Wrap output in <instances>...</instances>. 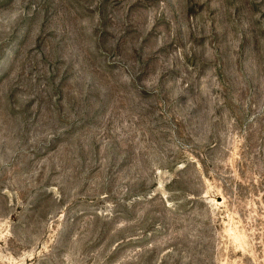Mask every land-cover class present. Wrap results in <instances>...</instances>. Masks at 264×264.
I'll return each mask as SVG.
<instances>
[{
  "label": "rangeland",
  "instance_id": "rangeland-1",
  "mask_svg": "<svg viewBox=\"0 0 264 264\" xmlns=\"http://www.w3.org/2000/svg\"><path fill=\"white\" fill-rule=\"evenodd\" d=\"M0 264H264V0H0Z\"/></svg>",
  "mask_w": 264,
  "mask_h": 264
}]
</instances>
